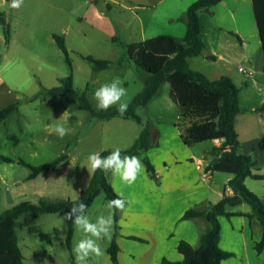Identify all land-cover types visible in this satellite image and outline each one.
Here are the masks:
<instances>
[{"label": "rangeland", "instance_id": "374dc122", "mask_svg": "<svg viewBox=\"0 0 264 264\" xmlns=\"http://www.w3.org/2000/svg\"><path fill=\"white\" fill-rule=\"evenodd\" d=\"M159 1L24 0L21 8L12 9L9 7L11 0H0V11L5 13L12 32L7 43L0 26V76L8 86L0 90V108L21 103L18 113L0 124V156H20L38 166L62 155L72 145L76 157L86 162L90 153L110 146V140L112 142L120 136L122 126L92 119L87 112L73 108L61 97H43L42 88L60 86L61 79L72 75L74 88L80 94L85 93L99 111L93 99L94 90L105 82L119 79L127 89L123 101L130 105L145 88V79L139 76L133 64L128 61L124 65L94 72L83 57L117 62L126 45L161 35H178L179 30L186 26L172 21L169 14L174 12L182 16L181 8L188 0L164 1L157 8ZM230 5L234 11L244 6L238 2ZM220 6L211 8L217 13L216 19L207 14L203 16L206 35L214 33L215 22L220 20L218 13L225 11ZM243 14L236 15L240 27L248 24V15L252 13L250 10V13L246 11ZM220 21L225 22L226 19ZM227 23H232L229 18ZM55 34L65 38L71 64L54 40ZM114 38L119 41L114 42ZM170 90L171 85L164 84L156 99L148 107L140 108L139 114L137 112L144 122L149 121L156 128L159 125L164 127L161 130L164 132L171 122H177L180 114L179 107L171 99ZM34 96L37 100L32 99ZM65 112L66 117L60 118ZM56 124L69 129V134L63 139L52 131ZM16 166V169L21 167ZM217 177L223 183L227 175L218 172ZM0 186L3 190L1 182ZM100 193L104 194L103 191ZM101 194L89 212L93 220L107 213V198ZM3 210L5 206L0 204V213ZM64 214L44 215L37 220L25 214L20 219L17 234L27 264H75L74 254L66 245L68 226ZM77 236L81 239L83 234ZM100 243L103 255L92 257L90 264H112L107 255L111 240ZM145 255L143 251L124 250L121 264H150Z\"/></svg>", "mask_w": 264, "mask_h": 264}, {"label": "crops", "instance_id": "0c3cea01", "mask_svg": "<svg viewBox=\"0 0 264 264\" xmlns=\"http://www.w3.org/2000/svg\"><path fill=\"white\" fill-rule=\"evenodd\" d=\"M164 1L168 0H160L158 4ZM195 1L188 0L182 6V16L174 12L169 14L172 21L186 26L185 29L179 30L178 35H172L179 40H183L187 34V25L183 19L188 8ZM232 2L242 3L244 6L234 11L230 7ZM219 6L225 11L221 10L218 13V19H226V24L215 20L214 33L206 35L202 22L203 16L207 14L216 19L217 13L211 9L201 12V36L205 42V49L200 56L189 59L190 68L202 72L211 80L225 75L241 87L240 106L244 111L236 119L241 152L257 160L259 170L255 172L264 174V111H261L264 107V51L255 7L252 0H222L215 7ZM250 10L252 14H250L251 18L248 15V24L240 27L236 15L246 11L250 13ZM228 18L233 27L228 24L229 22L227 23ZM242 68L243 70L240 71ZM2 88L6 89L8 86L4 78L0 76V90ZM18 111L19 109L9 117ZM178 120L171 122L165 132L161 131L164 127L159 125V128H156L153 125L159 136L156 139V146L149 150L148 155L155 167L156 179H152L142 161L144 170L132 185L122 183L119 177H114L109 172L111 185L117 193H123L128 201L124 212H120L118 222L119 230L116 239L121 247L120 263L124 250L143 251L150 264H161L163 258L180 262L183 256L178 251L179 243L184 240L198 248L201 235L206 233L210 226L205 218L183 220L185 212L189 209L205 210L210 205L222 201L225 194L233 195V191L229 188L232 175L226 174L227 177L222 183L221 178L217 177L218 172L206 170L214 158L211 154L213 148L220 146L224 142L223 139L210 141L205 146L203 143L200 146H186L180 130L176 128ZM111 122L122 126L120 136L112 142L110 140V146L96 152L130 149L143 131V125L134 120L114 118L105 121V123ZM71 146L69 145L68 150L64 152L68 154V158L59 165L57 170L45 171L34 180L30 179L32 174L30 168L0 161V182L4 186L3 190H0V204L5 206V210L12 209L24 200H31L34 203L42 199L77 200L81 192L88 187L94 172L89 173L84 166L87 160L80 161ZM9 158L18 160L21 157ZM15 165L21 167L16 169ZM246 185L249 190L264 200V180L248 178ZM93 206L88 210V214ZM252 211L251 206L243 203L228 208V212L234 216L219 218L222 227L221 248L234 254V257L225 260L222 264H264V251L259 253L256 250V243L261 240L262 228L257 222H254L252 227L247 217ZM58 214H43L34 220L44 215L57 216ZM24 216L25 214L17 220L16 234L18 223ZM115 231L116 227L114 233ZM79 233L75 230L72 248L74 242L80 239L77 236ZM17 236L20 243V237L18 234ZM133 257L137 258L134 255Z\"/></svg>", "mask_w": 264, "mask_h": 264}, {"label": "trees", "instance_id": "16d2710c", "mask_svg": "<svg viewBox=\"0 0 264 264\" xmlns=\"http://www.w3.org/2000/svg\"><path fill=\"white\" fill-rule=\"evenodd\" d=\"M222 0H196L183 19L187 25V34L183 40L172 35H161L146 41L124 46L125 52L117 62L107 59H97L93 56L83 57L90 63L94 72L108 70L115 65H124L131 62L140 77L145 79V88L134 98L127 112L120 115L117 106L107 111H97L87 95L80 94L74 87L73 76L60 80V86L50 89L42 88L43 97H61L67 103L84 112L92 119L109 121L114 118L134 120L143 125V131L130 149L121 150L122 155H136L146 166L152 179H156V170L148 155L149 150L156 146L159 136L151 122H144L137 114L140 108H146L154 101L158 91L165 83L171 85V99L179 107V120L176 125L182 135L186 146H194L218 139H223L220 146L212 150L213 160L207 166V171L222 172L232 175L229 188L233 195H226L217 204H212L205 210L189 209L185 212L183 220L192 218H205L209 223V229L200 237L199 247L196 248L187 241H181L178 251L183 256L180 262L163 258L161 264H222L225 260L234 257V254L221 248L222 227L220 217L230 218L234 216L228 212V208L236 207L243 203L252 208V213L247 215L253 227L257 222L262 228L261 240L256 243V250L264 251V200L249 190L246 180H264V174H258L259 162L253 157L241 152L240 136L236 128L237 116L243 113L240 106L241 87L231 78L222 76L211 80L200 71L191 69L189 59L200 56L205 49L202 39V25L200 14L203 10L217 6ZM257 15V24L262 39L264 51V0H252ZM4 12L0 11V26L5 34L6 42L10 41L12 32ZM58 47L66 56L68 64L71 58L66 46L65 38L54 35ZM119 41L114 38V42ZM40 97V95L38 96ZM32 99L37 100V97ZM20 102L8 104L0 108V123L11 114L20 109ZM264 111V107L261 109ZM112 150L103 151L100 154L107 156ZM68 158L64 153L52 161L35 166L20 158L18 160L1 156L0 161L17 163L32 170L30 179H36L45 171L57 170L59 165ZM103 191L107 200L116 198V191L111 185L109 173L102 170L94 172L88 187L81 192L77 200H50L42 199L38 203L24 200L10 210L0 213V264H27L23 250L20 246L15 228L17 220L24 214H29L36 219L43 214H58L67 212L74 202H84L88 210L95 203L96 198ZM120 212L115 214V227L113 240L108 248V257L112 264H121L119 255L121 247L117 242L119 230ZM66 245L72 252V241L75 229L71 220L67 219ZM136 239V238H133Z\"/></svg>", "mask_w": 264, "mask_h": 264}, {"label": "clouds", "instance_id": "9594fccd", "mask_svg": "<svg viewBox=\"0 0 264 264\" xmlns=\"http://www.w3.org/2000/svg\"><path fill=\"white\" fill-rule=\"evenodd\" d=\"M24 0H11L9 7L19 9L23 6ZM127 95V89L122 86L119 79L105 82L93 92V99L99 110L107 111L113 106H117V111L122 116L129 107L123 98ZM138 114L140 110H137ZM66 112L60 118H65ZM52 131L63 139L69 134V129L63 125L52 126ZM87 167L89 173L102 170L111 173L114 177H119L120 181L126 185L134 184L144 170V166L139 156L122 155L120 149L112 151L107 156H102L99 152L90 153L87 157ZM104 194L102 193L101 196ZM127 199L123 193H116L115 199L107 200L105 207L107 213L99 215L93 220L88 214V205L84 202H74L73 206L64 214L65 218L71 220L74 229L83 234V237L74 242L72 252L75 264H90L92 257L103 255L101 247L102 241H110L115 230V214L117 211L124 212Z\"/></svg>", "mask_w": 264, "mask_h": 264}, {"label": "built area", "instance_id": "2783aa9c", "mask_svg": "<svg viewBox=\"0 0 264 264\" xmlns=\"http://www.w3.org/2000/svg\"><path fill=\"white\" fill-rule=\"evenodd\" d=\"M243 70V68L242 69H240V71H242Z\"/></svg>", "mask_w": 264, "mask_h": 264}]
</instances>
